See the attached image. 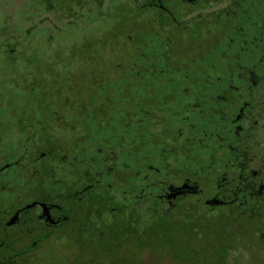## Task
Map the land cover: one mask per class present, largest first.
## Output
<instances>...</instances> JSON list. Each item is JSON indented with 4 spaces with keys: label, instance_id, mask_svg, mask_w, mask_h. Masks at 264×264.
Returning a JSON list of instances; mask_svg holds the SVG:
<instances>
[{
    "label": "flooded vegetation",
    "instance_id": "flooded-vegetation-1",
    "mask_svg": "<svg viewBox=\"0 0 264 264\" xmlns=\"http://www.w3.org/2000/svg\"><path fill=\"white\" fill-rule=\"evenodd\" d=\"M118 1L144 19L126 71L82 84L64 75L62 106L37 122L45 146L26 124L14 127L26 133L18 153L2 138L13 160L0 163V264L74 224L110 257L131 253L128 238L112 244L120 224L142 241L200 221L221 222L264 264V0Z\"/></svg>",
    "mask_w": 264,
    "mask_h": 264
},
{
    "label": "rangeland",
    "instance_id": "rangeland-1",
    "mask_svg": "<svg viewBox=\"0 0 264 264\" xmlns=\"http://www.w3.org/2000/svg\"><path fill=\"white\" fill-rule=\"evenodd\" d=\"M79 1L0 0V104L8 108L3 112L0 107V114H6L13 125L26 124L36 128V141L43 146L46 139L39 133L37 122L47 120V113L41 112L52 102L62 106V92L57 94L56 91L63 87L64 75L82 73V80L73 74L68 75L72 82L81 84L99 72L108 78L118 76L128 68L129 57L133 56L132 48L139 47L145 35L143 15L135 7L128 6L130 2L96 0L92 2L94 9L91 13L88 11L90 7L85 6L89 1L81 3V6ZM99 2L103 7L97 9ZM140 49L136 48L137 51ZM8 53L14 62L4 59ZM7 137L10 140L4 144V151L18 153L15 142L26 137V133L21 134L11 127ZM4 151L0 152V163L2 160L11 162L12 156L4 154ZM14 171L11 168L4 175ZM25 201L27 199L20 203ZM7 205L6 194H0V211ZM125 227L124 224L119 225V236L113 235L112 244L118 247L128 238L130 241L124 247L131 250L129 255L121 252L110 257L100 256L110 247L105 248L104 242L85 241L81 232L83 227L74 224L63 234L39 245L34 253L16 264L251 262L247 253L252 252L247 242H241L242 246L238 243L232 245L225 239V225L221 222L210 225L207 221H200L168 226L161 231L150 232L142 241L133 239ZM84 232L90 235L87 229ZM138 247H147L148 251L137 252Z\"/></svg>",
    "mask_w": 264,
    "mask_h": 264
},
{
    "label": "trees",
    "instance_id": "trees-1",
    "mask_svg": "<svg viewBox=\"0 0 264 264\" xmlns=\"http://www.w3.org/2000/svg\"><path fill=\"white\" fill-rule=\"evenodd\" d=\"M8 55H9V53H8ZM4 59L7 61H13V62L15 61L12 58H10V55L6 56ZM2 105H3V103L0 104V107L3 109V112H4V109L7 110L8 108H7V105L5 107H3ZM5 115L6 114H0V152L2 151L1 148L3 147L2 142H1L2 138L7 136V133L9 131V129H11V127H15V125H13L12 121L10 119H8Z\"/></svg>",
    "mask_w": 264,
    "mask_h": 264
}]
</instances>
